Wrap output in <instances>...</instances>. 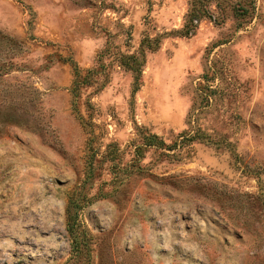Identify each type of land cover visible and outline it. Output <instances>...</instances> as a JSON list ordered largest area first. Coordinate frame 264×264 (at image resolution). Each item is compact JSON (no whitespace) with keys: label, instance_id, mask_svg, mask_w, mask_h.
Listing matches in <instances>:
<instances>
[{"label":"rangeland","instance_id":"1","mask_svg":"<svg viewBox=\"0 0 264 264\" xmlns=\"http://www.w3.org/2000/svg\"><path fill=\"white\" fill-rule=\"evenodd\" d=\"M0 32V264H264V0H0Z\"/></svg>","mask_w":264,"mask_h":264},{"label":"trees","instance_id":"2","mask_svg":"<svg viewBox=\"0 0 264 264\" xmlns=\"http://www.w3.org/2000/svg\"><path fill=\"white\" fill-rule=\"evenodd\" d=\"M31 24V21H28V25ZM19 46L15 40L6 36L5 34L0 32V73L6 70L9 67L10 59L18 54ZM4 58V59H1ZM2 70V71H1ZM132 71H135V68H131ZM76 77L78 76L77 70H75ZM140 71L137 70V75ZM137 78V76H136ZM143 145L146 147H155L161 148L163 146V142L158 139L156 135H149L144 137ZM141 150L142 148H137ZM79 206L72 200L69 201L66 213H67V230L72 239V247L74 252L77 254L83 252L86 248V240L84 239V229L81 227V224L77 221ZM80 236H83L82 238ZM83 254V253H82Z\"/></svg>","mask_w":264,"mask_h":264}]
</instances>
